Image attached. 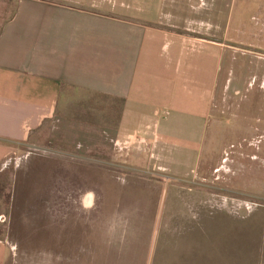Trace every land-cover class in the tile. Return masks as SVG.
<instances>
[{
	"label": "rangeland",
	"instance_id": "rangeland-1",
	"mask_svg": "<svg viewBox=\"0 0 264 264\" xmlns=\"http://www.w3.org/2000/svg\"><path fill=\"white\" fill-rule=\"evenodd\" d=\"M13 5L0 0V25ZM172 9L214 34L217 84L230 81L221 125L197 149L114 159L99 134L76 148L68 112L85 103L71 105L64 141L18 143L0 163L3 264H264V0Z\"/></svg>",
	"mask_w": 264,
	"mask_h": 264
},
{
	"label": "crops",
	"instance_id": "crops-1",
	"mask_svg": "<svg viewBox=\"0 0 264 264\" xmlns=\"http://www.w3.org/2000/svg\"><path fill=\"white\" fill-rule=\"evenodd\" d=\"M10 1L0 25V163L18 143L35 148L52 138L56 147L66 139L56 137L60 118L83 102L68 112L76 148L99 134L114 159L150 156L157 144L197 149L221 125L230 81L217 84L214 34L200 27L198 12H172L190 0ZM6 249L0 240V264Z\"/></svg>",
	"mask_w": 264,
	"mask_h": 264
}]
</instances>
